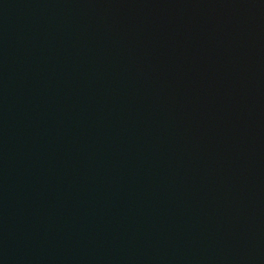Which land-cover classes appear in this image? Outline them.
<instances>
[{"label":"water","instance_id":"water-1","mask_svg":"<svg viewBox=\"0 0 264 264\" xmlns=\"http://www.w3.org/2000/svg\"><path fill=\"white\" fill-rule=\"evenodd\" d=\"M0 264H264V0H0Z\"/></svg>","mask_w":264,"mask_h":264}]
</instances>
